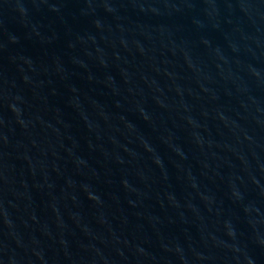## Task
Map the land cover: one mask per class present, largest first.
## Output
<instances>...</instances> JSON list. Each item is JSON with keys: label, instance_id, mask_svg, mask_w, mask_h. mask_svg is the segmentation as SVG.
Instances as JSON below:
<instances>
[{"label": "water", "instance_id": "95a60500", "mask_svg": "<svg viewBox=\"0 0 264 264\" xmlns=\"http://www.w3.org/2000/svg\"><path fill=\"white\" fill-rule=\"evenodd\" d=\"M0 264H264V0H0Z\"/></svg>", "mask_w": 264, "mask_h": 264}]
</instances>
